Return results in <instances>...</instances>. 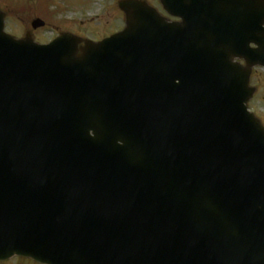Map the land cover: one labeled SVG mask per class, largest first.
<instances>
[{"label": "water", "instance_id": "1", "mask_svg": "<svg viewBox=\"0 0 264 264\" xmlns=\"http://www.w3.org/2000/svg\"><path fill=\"white\" fill-rule=\"evenodd\" d=\"M210 6L225 7L220 0L206 4ZM188 8L193 17L183 14L189 22L186 27L198 28L197 34L144 23L141 29L130 26L99 45L86 43L80 55L79 41L69 35L40 47L3 35L0 24V259L17 254L42 264H264V135L247 119L243 105L235 102L251 127L256 157L246 160L248 170L241 180L249 185L248 191L258 189L252 208L239 216L222 213L220 204L207 193L201 176L206 165L194 147L175 139L171 151L160 147L155 151L151 145L155 142H142L138 135L140 123L147 121H139L134 107L137 94L133 90L142 86L134 74L143 77L152 68L173 65L193 50L200 54L197 66L202 68V60L220 47L228 53H246L234 33L218 32L202 4ZM202 23H208L210 30L202 32ZM231 30L238 32L234 23ZM147 43L158 46L155 58L147 59ZM181 43L192 49L183 51ZM262 58L263 54L257 57L261 64ZM161 105L157 104L158 109ZM210 108L206 113L215 111ZM185 114L199 115L196 109ZM179 115L175 109L173 117ZM162 116L159 109L155 120L160 122ZM232 127L233 134L222 138L221 128L211 125L208 146L245 150L248 138ZM89 131L95 132L94 140L87 137ZM84 136L87 141L83 142ZM116 136L122 139L121 146L110 142ZM73 140L81 146L69 144ZM115 158L136 170L151 163L145 173L132 181L130 175V183L124 184L122 174L113 170ZM159 159L156 168L154 162ZM67 166L82 169L91 181L64 185L68 180L59 172ZM183 189L193 201L180 198L178 192ZM118 190L128 192L131 199L117 202L113 194ZM222 197L223 204L236 207L233 198L225 193ZM155 200L156 210L149 213ZM170 212L179 217L173 226H161L163 215ZM199 232L211 233L216 243L205 249L199 245L202 251L193 257L191 246Z\"/></svg>", "mask_w": 264, "mask_h": 264}, {"label": "rangeland", "instance_id": "2", "mask_svg": "<svg viewBox=\"0 0 264 264\" xmlns=\"http://www.w3.org/2000/svg\"><path fill=\"white\" fill-rule=\"evenodd\" d=\"M8 1V0H3ZM12 3L15 0H11ZM18 6L21 7L23 10L28 9L27 6L29 5L30 8H32L31 13L24 16L23 13L19 12L18 19H21L22 23L18 21V24H14L9 22L7 30L13 32H20L19 25H22V29H24L26 26H29L30 20L32 18V13H36V15H39L40 17L44 19H48V15L52 18L50 21H46V28L37 30L36 33H34L35 40H38L39 42H46L47 39H54L56 34L54 30L59 29V26H62V28H65L69 26L68 23H74L75 21L80 20L82 27H87L86 30H84V36L89 39H100L104 35H111V33H114L119 29L122 25L121 17L117 15V12H115L116 4L113 2V0H64L65 6L68 7L69 10L74 11V13L81 14L87 12V14H97L101 13L98 18H89L88 19H78V16H75L71 12L63 11V7H61V3L63 0H33L30 2L29 0H17ZM118 0H115L117 2ZM88 2V3H87ZM5 3V2H4ZM32 3H35L34 5H31ZM26 4V6L23 7V5ZM17 6V7H18ZM9 9L11 8L8 6ZM90 10V11H88ZM11 20L15 21V11H11ZM95 16V15H92ZM120 18V20H119ZM119 23L120 27L114 24ZM115 28L111 33H108L111 31V29ZM111 28V29H110ZM66 31V30H63ZM81 31V30H80ZM53 34V35H52ZM264 75H259L256 79V82L258 83L263 81ZM259 84V83H258ZM260 85V84H259ZM258 97L253 101V103L250 105L252 109H255V112L257 115L260 116V118L263 121L264 124V111L260 109V106H257L256 103H260L264 106V104L261 103V92L259 91ZM4 264H18L16 260L12 262H7ZM21 264H29L27 262Z\"/></svg>", "mask_w": 264, "mask_h": 264}]
</instances>
